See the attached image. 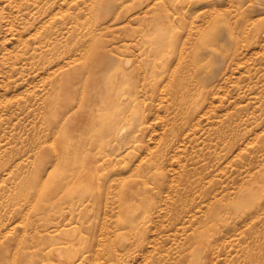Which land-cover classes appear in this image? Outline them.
<instances>
[{
  "label": "rangeland",
  "instance_id": "rangeland-1",
  "mask_svg": "<svg viewBox=\"0 0 264 264\" xmlns=\"http://www.w3.org/2000/svg\"><path fill=\"white\" fill-rule=\"evenodd\" d=\"M55 263L264 264V0H0V264Z\"/></svg>",
  "mask_w": 264,
  "mask_h": 264
},
{
  "label": "snow or ice",
  "instance_id": "snow-or-ice-1",
  "mask_svg": "<svg viewBox=\"0 0 264 264\" xmlns=\"http://www.w3.org/2000/svg\"><path fill=\"white\" fill-rule=\"evenodd\" d=\"M193 6L196 7V4H194ZM204 7H206V6H202V7L200 8V10H203Z\"/></svg>",
  "mask_w": 264,
  "mask_h": 264
},
{
  "label": "bare ground",
  "instance_id": "bare-ground-1",
  "mask_svg": "<svg viewBox=\"0 0 264 264\" xmlns=\"http://www.w3.org/2000/svg\"><path fill=\"white\" fill-rule=\"evenodd\" d=\"M175 88H176V87H175ZM121 131H122V130H121ZM118 137H119V136H118ZM119 138H120V137H119ZM119 146H120V145H119ZM124 147H125V146H124ZM124 147H123V148H124ZM59 234H60V233H59ZM71 247H72V246H71ZM57 253H58V252H57ZM71 255H72V254H71ZM45 262H46V261H45ZM77 262H78V261H77ZM55 264H56V263H55Z\"/></svg>",
  "mask_w": 264,
  "mask_h": 264
}]
</instances>
